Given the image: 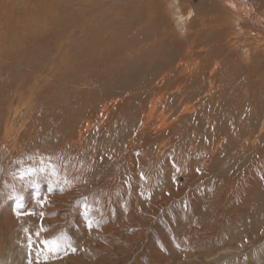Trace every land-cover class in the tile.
Here are the masks:
<instances>
[{"label":"rangeland","instance_id":"1","mask_svg":"<svg viewBox=\"0 0 264 264\" xmlns=\"http://www.w3.org/2000/svg\"><path fill=\"white\" fill-rule=\"evenodd\" d=\"M214 1L229 12L211 9H221L217 15L229 22L225 31L236 46H213L227 40L213 38L208 43L213 52L197 64L188 24L205 4L202 0H0V118L13 117L23 134L31 130L32 137L40 133L44 138L45 114L60 108L63 122L47 141L59 148L65 143L57 136L83 124L70 136L83 153L73 161L49 157L39 174L43 183H52L59 179L58 165L72 166L87 186L78 190L71 224L64 223L62 231L52 223L56 214L47 212L48 192L45 201L37 198L26 208H13L3 227L9 228L3 262L10 256V264H197L188 258L192 252L204 255L193 258L200 264H264V251L245 248L264 230V34L255 47L253 33L260 28L250 10ZM248 1L264 24V0ZM127 33L143 34L141 44L152 46L131 53ZM180 58L193 63L190 72L183 66L178 75L182 84L205 94L216 90L188 120L177 115L179 121L172 124V119L158 120L160 108L150 109L155 103L146 99L145 86L160 63L168 66ZM129 94L135 97L126 98ZM24 146L45 150L33 147V141ZM140 158L148 167L141 172ZM20 176V184L31 180V175ZM135 219L143 229L126 227ZM105 224L124 229L121 238L104 243ZM132 238V244L123 241ZM232 244L243 252L237 260L223 261L221 254L215 261L206 259Z\"/></svg>","mask_w":264,"mask_h":264},{"label":"bare ground","instance_id":"2","mask_svg":"<svg viewBox=\"0 0 264 264\" xmlns=\"http://www.w3.org/2000/svg\"><path fill=\"white\" fill-rule=\"evenodd\" d=\"M202 1H204L205 4L202 7H197L196 16L188 24V27H189L191 35H192V41L190 42L191 53L195 54L194 57L196 58L197 64L200 61H202V59H205L207 56H209L213 52V46H219L220 48L226 46V47H228V49H230V48L233 49L236 46V43L234 42V39L232 38L231 32L229 31V33H227L225 31V29L229 30V26H228L229 22L223 23V21H221V16L217 15L218 11H221V9H217L218 10L217 12H212V10H211L215 6L223 7V9H225V6L224 5L221 6V4H218L214 0H202ZM239 1L238 0H225V2H228V3H233V4L239 3L242 5L243 9H247V11L250 10L249 16H250L252 23H254L256 26H258L260 28V31L253 33V35H254L253 43H256L255 47H259V43H260V40L262 38L261 34H264V24H262L261 21L259 20L258 11L254 8L253 4L250 1H248V0H239ZM206 4L208 6H210V8H208ZM205 6H206V8L202 9ZM256 7L258 8V10H261V7L258 3H256ZM202 10H203V12H201ZM225 10H226V13L229 14L228 10L227 9H225ZM227 20H229V17L227 18ZM221 23H222V25H221ZM117 24L121 25V22H117ZM231 26H230V28H231ZM256 34H258V36H256ZM209 35H213L211 37V39L210 38L208 39L206 37ZM110 36L115 37L116 35L112 34ZM124 36L126 39H128L129 41H131L133 43V45L130 48L131 53L139 52L138 54H142L146 50L145 47L152 46V45L141 44V42L143 40V34L142 35L130 34V37H129V33H127ZM216 37H224L227 40L225 42H223L222 44H218V43L214 42L213 46L208 44L210 41H212L213 38H216ZM198 39L199 40L200 39H203V40L206 39V42L199 43ZM192 64L193 63H191V64L185 63L184 59H182V58L178 59L177 61H171L168 66L160 63L159 70L157 72L153 73L147 79L148 82H146L145 88H146L148 93L145 96H146V99L148 100V102H152L153 105L155 103V106L153 108H150V109H152L154 111L155 109L160 108L159 109L160 110V118L158 120L162 121L163 119L164 120L172 119V124H174V123L179 121L178 118H175L177 115L183 116V119L188 120L189 119L188 114H190L191 111H193L196 107H200L201 105L203 106V104H205L203 102L205 98H207L208 96H210V97L213 96L212 91L216 90L213 87H211L210 89H207L209 93L205 94V93H202V91L200 89L194 90L197 87H194L191 83H183L182 84V82L180 81V79H179L180 76L178 77V75L180 73H182L183 71L190 72V67L192 66ZM183 66H185V69L181 72V70L183 69ZM157 68H158V66H157ZM202 75H204V74H202ZM207 78H208L209 83H210L212 81V79L208 76H207ZM134 97H135L134 94H129L128 96H126V98H129V99L134 98ZM128 104L132 106V103H128ZM148 105L150 107V104H148ZM2 107H4V106H2ZM106 109L108 110V105L104 104L103 108H102L101 116L104 115L103 117H105ZM59 110H60V108H59ZM59 110H57L56 108H53V110L50 113L45 114V124H44L43 131H42V133L44 134V138L40 133H35V137H32L33 132L31 130H25V133L23 134V131H20L17 124L13 121L14 120L13 117L0 118V123H1L0 124V146H1V150H0V256L3 255V251L5 250V246H7L8 242H9V238L7 235L9 233V228L4 230L3 227L7 226L5 219L7 218L8 214H10V212L12 211L13 208H18V209L26 208L29 205V202L31 200H33V199L36 200L37 198H40V200L42 199L45 201V198L48 197V196H46V193L48 192V194L50 195V198L48 201H46V202H48L47 203L48 204L47 205L48 206L47 212L50 209L56 214V219L52 218L53 219L52 223L56 227L57 231H59V230L62 231L61 229L63 227V224L64 223H70L69 220H71L70 218H71V216H73V210L77 206L74 202L75 201L74 198L77 196L78 190L81 189L83 191L84 188L87 187L84 185V181L80 177V173H75V171L72 170V166H70V168L65 169L62 164L58 165L56 167V173L59 175V179L56 182L53 181L52 183H46L47 180H45V182L43 183V181H42L43 177L41 174H39V171L41 170V166L44 163L47 164V159L49 157H50V159L51 158H57L59 160H61L62 158H69V159L71 158L72 159L71 161H73V160L77 159L76 156L83 153L82 145L80 146V149L78 151H76V147H77L78 143L70 139L71 135H73V134L76 135L77 132L81 130V127L83 124L80 125L79 123L78 124L75 123L76 125L74 127L68 128L67 130L62 131L57 136L58 142L65 143V145L61 146L60 148L57 146L56 142L53 145H50L47 142L49 139V136L51 134V131L56 130L63 122V112H60L58 115ZM89 113L91 114L92 112H89ZM103 117H101L100 121L105 120ZM149 117H151V115ZM91 118H95V117H91ZM213 118H215V117H212V120H213ZM5 119L7 121H5ZM4 121H5V123L3 126ZM148 121L150 122L149 119H148ZM85 123H86V121H85ZM146 124L147 123L145 120V125ZM85 125H86L87 130H89L91 128V124L89 122H87ZM184 125H187V121L185 123L181 124V126H184ZM107 128L108 127H106V129H104L102 131L104 134L106 133ZM12 129H15L14 132H12ZM87 130H86V132H87ZM98 130H101V127H99ZM142 130H145V129H142ZM2 132H3V135L1 136ZM31 141H33V147H35L36 145H39L41 147H45L44 148L45 150L37 149L36 147L35 148H29L27 146H24L27 143H30ZM7 149L10 151H5ZM50 149H53V150L51 151ZM156 154L157 153H154V155H156ZM119 160L120 159L117 158L114 161V164H116ZM142 161H143V159L140 158V161L137 164V167H138V169H140V172L142 171L143 168L146 167V166L141 165ZM69 164H70V162H69ZM73 166H75V165H73ZM146 168H148V167H146ZM30 169L31 170L34 169L35 171L37 170V173L33 172V174L31 175V180L29 183L20 184V182H18L16 180V177L18 175H21V173L27 174ZM54 177H56V176H54ZM54 177H52V179H54ZM55 180H56V178H55ZM79 182H82V184H80ZM61 184H62V187L64 186V189H62L63 191L61 189H58V187H61ZM153 184H155V182ZM29 187H33V188L29 189ZM154 187H155V185H154ZM44 190H46V191H44ZM47 190H49V191H47ZM140 190H141V188H140ZM79 194H81V193H79ZM81 197H82V195H81ZM113 198H115V196H113ZM80 201L81 200H79V203H80ZM130 210L131 209H129V214H132V213H130L131 212ZM139 211H140V213L142 212L141 210H139ZM126 213H128V212H126ZM40 215H41V213H40ZM50 215H51V213H50ZM53 216L54 215H52V217ZM46 218H47V216H46ZM131 220H129V221L127 220L126 227L128 229L133 228V231H135V228L143 229L142 228L143 226L140 223V219H135L133 222ZM103 221L104 220H102V222ZM109 222H111V220ZM43 224H44V226H46L45 223H43ZM72 224H74V223H72ZM117 224H118V222H117ZM112 225H106L105 224L103 226L101 239L104 243H107L110 240H114V239L116 240L117 238H121V234L123 233L124 229L119 227L118 226L119 224L117 225L118 227H115V226L113 227ZM200 227H202V226H200ZM97 229H98V227H97ZM99 230L101 231V229H99ZM200 230L201 229H197V233H199ZM261 232H260L261 234L259 233L255 237L253 236L254 239H252V241H249V243H247V245H245V248L246 249L248 248L246 251H252L254 253H262L264 251V230H262ZM138 233H139V235H141V232H138ZM109 236L112 238H109ZM98 237H100V236H98ZM135 240H136V238H132L131 240L124 239L123 241L125 243L129 242L128 244H132ZM93 242H94V240H93ZM201 242L202 241L200 240V238L197 239L198 245ZM37 244H40V243H37ZM100 245H101V243L98 246L100 247ZM112 246L113 245H111V247ZM230 246H231L230 248L225 249V247H222V248L218 249L219 252L214 253L213 254L214 257L207 256L206 259H208L210 261L211 260L215 261L217 259L216 257L221 254L222 256H224L223 261H229V260L234 261V260H237L239 257L243 256L241 254L243 252H236V250H238V249L235 248L233 246V244ZM92 249L93 248H91V250ZM106 249H108V248H106ZM109 249H108V251H109ZM93 250H95V249H93ZM131 250H132V247L130 248V251ZM130 251H128V252H130ZM110 252H112V251H110ZM212 252H211V254H212ZM105 253H106V251H105ZM197 253L199 254V252H197ZM203 256L204 255H202V254L195 256L191 252L190 255L188 256V258L190 261L195 262L197 264L198 263L200 264V262L193 261V258L195 257L196 259L202 260ZM92 259H94V257ZM10 260H11V257L9 256L8 261L5 260L6 262H3V259L0 257V264H10ZM218 264H221V263H218Z\"/></svg>","mask_w":264,"mask_h":264},{"label":"snow or ice","instance_id":"3","mask_svg":"<svg viewBox=\"0 0 264 264\" xmlns=\"http://www.w3.org/2000/svg\"><path fill=\"white\" fill-rule=\"evenodd\" d=\"M40 171H43V169H41ZM32 174H33V170L30 169L27 174L21 173L20 178L24 179L25 175H32ZM41 206H43V205H41ZM85 208L87 209V206H85ZM85 214H87V212H85ZM88 227H89V229H91V222L89 223ZM29 239H30V237H29Z\"/></svg>","mask_w":264,"mask_h":264}]
</instances>
